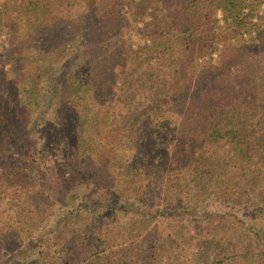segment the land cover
<instances>
[{
    "label": "trees",
    "instance_id": "1",
    "mask_svg": "<svg viewBox=\"0 0 264 264\" xmlns=\"http://www.w3.org/2000/svg\"><path fill=\"white\" fill-rule=\"evenodd\" d=\"M0 264H264V0H0Z\"/></svg>",
    "mask_w": 264,
    "mask_h": 264
}]
</instances>
